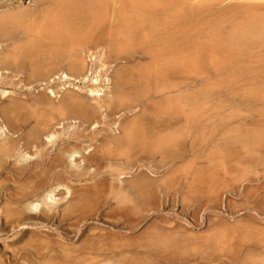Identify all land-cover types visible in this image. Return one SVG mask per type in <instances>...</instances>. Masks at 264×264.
<instances>
[{
    "label": "rangeland",
    "instance_id": "1",
    "mask_svg": "<svg viewBox=\"0 0 264 264\" xmlns=\"http://www.w3.org/2000/svg\"><path fill=\"white\" fill-rule=\"evenodd\" d=\"M193 1L195 6L180 10L182 40L196 49L189 48L194 60L183 67L177 104L182 111L204 115L209 126L194 144L183 128L175 159L137 156L105 142L119 133L126 107L137 106L144 99L140 96L154 88V83L145 87L149 82L138 77L133 63L127 76L135 90L123 97V113L111 115L103 107L91 122L82 116L99 100L89 92L91 82L66 80L67 71L51 62L34 68L25 59L0 65V263L75 264L87 255L101 256L99 264L264 262V37L258 35L251 62L237 57L248 55L249 46L241 51L211 47L228 42L229 16L240 5L255 9L264 23V0ZM5 3L34 7V0H0V6ZM5 29L8 38L18 34ZM8 43L2 38L0 53ZM117 53L119 63L113 62L115 55L105 56V65L97 61L88 76L101 79V103L111 96L122 58L137 57L125 47ZM14 139L18 147L7 150ZM22 193L30 195L25 202L16 200ZM45 202L53 210L46 216ZM34 204L38 212L30 211ZM3 205L7 213L19 214L14 225Z\"/></svg>",
    "mask_w": 264,
    "mask_h": 264
},
{
    "label": "bare ground",
    "instance_id": "2",
    "mask_svg": "<svg viewBox=\"0 0 264 264\" xmlns=\"http://www.w3.org/2000/svg\"><path fill=\"white\" fill-rule=\"evenodd\" d=\"M191 1L193 0H34V7H26V8L25 7L23 8L22 6L19 5L13 6L12 4L5 3L3 6H0V41L2 40V38H5V42H9V43L6 46L5 50L0 53V65L5 63L8 64V63L18 62V60L21 61L22 59L29 61L31 67L42 63L51 62L53 63L52 66L63 68L67 71L62 75L64 79L69 81L80 79V81L83 80L86 82L87 81L91 82L90 86H92L93 89L90 88L89 92H92V95L99 97L100 100V97L103 96L105 92L104 89L100 88L99 85L100 84L99 80L101 79L94 78L93 76H92L93 78L91 79V75L90 78H88L89 73L94 70V68L97 65V61H101L105 56L110 55V57H112V55H115L113 62L118 61L119 63V57H117L118 55L117 50L120 49L122 50V48L125 47L127 50L133 52L132 56L137 55V57L135 56V58L133 57L122 58L123 60H125V62L122 63L119 67H117V69L115 68V73L113 75L114 84L113 87L111 88L112 91H110L111 96H109V99L108 100L103 99L104 101L103 103H101L99 100L97 101L95 100L96 104L93 105L91 109L83 110L82 116L90 121L91 119H94V117L96 116L95 114L97 113V110L99 111L103 107L104 108L106 107V110L108 109L109 111L108 113H110L111 115L117 113L119 114L122 111H124V109H120V107L122 106L121 101H123L122 99H124L123 97L126 95L134 94V90H135V86L130 85V82L132 81H130L129 77L127 76V73L129 72V70L131 69L130 67L132 66L130 64L133 63L132 67L138 69L139 72L138 77L142 78L143 80H146V83L149 82L148 84L145 85V87H150L154 83V88H152L151 90H147L143 94L141 93L142 96H140V98L143 99L144 96V99L138 105L135 104L137 106L126 107V110H129V112L128 114L124 115L122 119L121 117L119 118L121 119L118 124L119 133L118 134L114 133L115 135L113 136H107L105 142L109 144L113 143L115 144L116 147H119V149H123V151L126 150L127 153L130 154L131 152L132 154L137 156L146 155L148 157H156V158L158 157L160 160L166 157L175 159L180 144L179 133L183 128L189 130V134L193 136L192 144H194L195 143L194 141L200 138V136L206 133L208 134L206 128H208L209 126L207 121L204 120V115L193 112L188 113L182 111L179 109L177 104L179 98V89H178L180 85L179 80L182 78V75H186L185 70H187V69H183V67L189 68L190 64L192 63L190 62V60L191 61L194 60V56L193 55L192 57L190 56L191 51L189 50V48L196 47L194 43H193L194 44L193 47L191 46V43L188 40L185 39L182 40L181 30H180V12H181L180 10L182 9L189 10L191 8L190 6L192 5L195 6V4H191ZM219 1L224 3V1L222 0ZM231 1L233 2L234 0ZM239 2L243 3L244 0L243 1L239 0ZM245 3H249V1L247 0ZM254 10L255 9L253 8L242 5L234 9V11H232L229 16V22L231 23V28L228 34V36L230 37L227 38L228 42L224 43L221 46L213 44L211 45V47L214 49L215 48L222 49V47L226 46V49L228 50H235L239 48L240 49L239 51H241V49L246 45L249 46V50H250L248 55L240 53L238 56L237 55L236 56L245 57L250 62L253 61L255 59V56L251 52V49L254 47V45H258V41H257L258 35L259 37H261V35L262 37H264L263 36L264 23L258 21V16L256 14V11ZM11 25H14V27ZM6 26L8 27V29L10 27L15 28V30L17 29L18 34H14L10 38H8L9 33L7 32V29H5ZM246 49H247L246 52H248L247 47ZM256 58H258V56ZM186 60L190 63L187 64L188 62H186ZM110 61H112V59H110ZM101 65H105V64L102 63ZM262 73L264 75V70L262 71ZM262 93H264V91ZM169 104L170 107L167 108L166 105ZM83 105L85 106V104ZM78 107H81V105ZM117 109H119V111ZM76 110H78V108ZM130 113L131 115H129ZM37 115H39V113ZM8 121L10 120L8 119ZM37 130L38 129H36V131ZM33 137L36 136L34 135ZM37 137L39 136L37 135ZM16 145H17V140L14 139L11 141V143H9L6 146V149L7 150L14 149ZM105 147L103 148V150L105 149ZM19 150L21 151V149ZM0 152L3 153L1 148H0ZM105 152H107V150ZM116 154L120 155V153H116ZM101 160L103 161L102 158ZM135 181L137 180L135 179ZM134 184L136 183L134 182ZM133 188H135V186H133ZM144 189L146 188L144 187ZM36 190L37 189H35V191ZM11 197L13 198L14 196ZM29 198L30 195L28 193H22L21 197L17 198L16 200H18L19 202H25ZM6 203H8L7 205H9V201ZM44 205L47 206V208L46 209L42 208V213L46 216L47 214L49 215L50 211L53 210L51 203L45 202ZM12 206H10V208ZM37 208H38L37 205L34 204L33 207L31 205L30 211L37 210ZM22 209L24 208L22 207ZM14 210L16 212V208H14ZM19 210L21 209L19 208ZM32 213L34 212H29V214ZM9 214H10L8 217V221L10 218L9 224L14 225L15 219H17L15 217L18 216L19 214H17V212L16 214H11V213ZM20 215L21 216L19 217H22V214ZM5 216L7 215L5 214ZM64 243L66 244V242ZM89 243L91 244V242ZM80 245L81 244H78L76 246H79L78 248L80 249L81 247ZM72 248H74V246ZM258 253L257 255H259ZM67 256H69L68 260L72 259L71 258L72 256L68 255V253ZM99 257L101 256H96V257L93 256L88 258L87 255V258L81 259L80 261H75V264H99L100 259H102ZM11 261L13 260L11 259ZM249 261L251 262V259ZM261 261L262 262H260L259 264H264L262 259ZM38 262H39L38 264L41 263L40 261ZM258 262L259 261H256V263L255 262L254 263L257 264ZM246 263L247 262L244 261L242 264H246ZM0 264H6V263H0ZM125 264H127V262H125Z\"/></svg>",
    "mask_w": 264,
    "mask_h": 264
}]
</instances>
